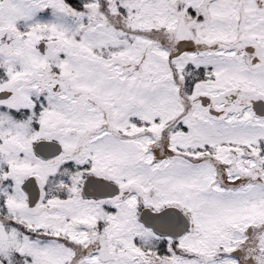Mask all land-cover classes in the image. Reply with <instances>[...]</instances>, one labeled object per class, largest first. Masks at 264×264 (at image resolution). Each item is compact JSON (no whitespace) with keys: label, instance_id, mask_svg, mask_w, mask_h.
<instances>
[{"label":"snow or ice","instance_id":"snow-or-ice-1","mask_svg":"<svg viewBox=\"0 0 264 264\" xmlns=\"http://www.w3.org/2000/svg\"><path fill=\"white\" fill-rule=\"evenodd\" d=\"M0 264H264V0H0Z\"/></svg>","mask_w":264,"mask_h":264}]
</instances>
